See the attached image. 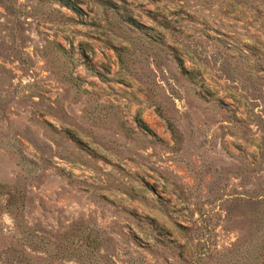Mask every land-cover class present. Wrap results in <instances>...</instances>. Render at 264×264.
<instances>
[{
	"label": "rangeland",
	"instance_id": "obj_1",
	"mask_svg": "<svg viewBox=\"0 0 264 264\" xmlns=\"http://www.w3.org/2000/svg\"><path fill=\"white\" fill-rule=\"evenodd\" d=\"M0 264H264V0H0Z\"/></svg>",
	"mask_w": 264,
	"mask_h": 264
},
{
	"label": "trees",
	"instance_id": "obj_2",
	"mask_svg": "<svg viewBox=\"0 0 264 264\" xmlns=\"http://www.w3.org/2000/svg\"><path fill=\"white\" fill-rule=\"evenodd\" d=\"M71 8H72L73 10H77L76 8H74V7H72V6H71ZM139 125H140L142 128H144L143 125H142L141 123H139Z\"/></svg>",
	"mask_w": 264,
	"mask_h": 264
}]
</instances>
